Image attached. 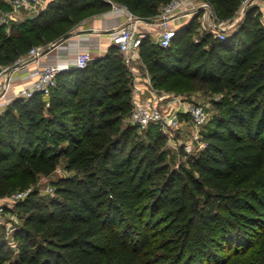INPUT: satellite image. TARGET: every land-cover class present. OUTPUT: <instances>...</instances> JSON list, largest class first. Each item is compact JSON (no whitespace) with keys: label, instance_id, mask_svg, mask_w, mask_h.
Returning a JSON list of instances; mask_svg holds the SVG:
<instances>
[{"label":"trees","instance_id":"16d2710c","mask_svg":"<svg viewBox=\"0 0 264 264\" xmlns=\"http://www.w3.org/2000/svg\"><path fill=\"white\" fill-rule=\"evenodd\" d=\"M110 1L152 19L171 0ZM242 1L210 0L221 20L231 19ZM110 8L106 0H53L8 34L0 26V66ZM0 9L8 10V2L0 0ZM259 16L250 7L235 30L199 37L194 16L168 47L142 38L139 57L154 89L182 94L200 85L223 96L217 108L226 104L202 128L204 147L187 166L164 162L166 138L157 125L139 131L122 124L132 107V78L117 46L84 68L60 71L47 100L39 93L12 100L0 114V199L30 192L16 204L25 218L14 233L17 260L9 264H264ZM62 158L76 176L57 181L68 204L59 209L51 200L49 212L31 188ZM4 247L0 240V252Z\"/></svg>","mask_w":264,"mask_h":264},{"label":"built area","instance_id":"2783aa9c","mask_svg":"<svg viewBox=\"0 0 264 264\" xmlns=\"http://www.w3.org/2000/svg\"><path fill=\"white\" fill-rule=\"evenodd\" d=\"M9 4L8 10L0 9V21L6 19H16L21 11L36 10L42 0H5ZM111 3L110 0H106ZM194 0H171L168 4L160 8L159 14L156 16V23L159 26L157 33V43L161 47H168L171 39L175 36L176 25H180L187 18H191L198 12H202L208 8L204 2L195 4ZM246 0L242 1V4ZM138 18L129 15L126 24L119 26L112 30V42L119 49L120 53L124 56L126 62L133 63L139 59V48L142 38L146 34L140 32L137 28L136 21ZM139 21V20H138ZM155 22V20H154ZM174 23V24H173ZM223 32L215 33L222 36ZM44 51L38 46H34L24 55V60L21 65L32 62L40 65V61L44 56ZM93 58V55L88 50L78 51L76 54L75 68H84L88 62ZM15 69V68H14ZM11 72L8 66H0V98L5 96V93L10 87ZM60 69L57 65L48 64L42 66L39 70V76L31 85L17 94L13 95L12 100L16 98H28L35 93H39L47 100L50 91L56 85L57 74ZM134 94L132 95V109L129 114L128 124L136 126L139 131L146 130L151 124L160 126L177 125L180 116H186L192 127V136L194 139H200V132L207 122V111L203 105L184 101L181 97L172 92L154 91L151 100H142L138 97L135 79H133ZM148 84L150 79L147 78ZM11 100V101H12ZM47 104V103H46ZM8 105V104H7ZM168 108H171L168 113ZM30 189L18 191L11 194L13 200H24ZM4 208L0 206V225L2 224V216Z\"/></svg>","mask_w":264,"mask_h":264},{"label":"rangeland","instance_id":"374dc122","mask_svg":"<svg viewBox=\"0 0 264 264\" xmlns=\"http://www.w3.org/2000/svg\"><path fill=\"white\" fill-rule=\"evenodd\" d=\"M202 2L206 3L208 5V8L192 16H198V28L194 32L195 37H199L200 35H202V33H205L207 31L219 33L220 31L231 32L235 30L242 22L246 10L253 6H255L257 11L260 13L259 23L260 26L264 28V0H246L245 3H241L237 12L231 19L228 20H221L216 16L213 4L210 2V0H194L192 3L199 4ZM49 3L50 2H48V0H42L36 10H23L19 13L20 15L16 19L7 18L5 22L0 21V26H4V32L8 34L11 31L12 24L24 22L29 18L35 17L38 13L45 10ZM152 19L155 20V22L157 21L156 17ZM49 46L51 45H40L38 47L44 51ZM23 60L24 56H21L15 59L11 64H9L8 67L10 69L17 68L22 64ZM144 73L145 71L143 70V68H140L139 74L142 75ZM134 74L130 73L131 78H133ZM150 86H152L151 82L149 83L148 87ZM177 95H179L184 101L200 104L205 107L208 116L204 128L210 126L212 120H214L226 108L225 103L222 104V107L220 109L216 107V103L223 100L222 95L211 94L210 92L201 89L200 85H198V87L196 89H193L192 91ZM170 109L171 108H168V111L166 113H168ZM128 118L129 115L122 120V124H128ZM157 127L161 130L162 134H164L166 138L161 150L163 151L164 162H166L171 168H177L179 164H184L185 166H187L186 160L188 159V157L195 155L198 150L204 147L201 138L199 140L193 138L192 127L189 123L188 118L186 117L179 118V123L177 125H169L164 127L157 125ZM139 136L143 137L142 132ZM75 176L76 171L74 169L67 170L66 160L62 158L57 165L56 170L52 174L48 176L38 175L36 183L31 189L37 191L38 198L40 202L46 205L47 211L50 212L55 208L49 205L51 200H55V206L61 209L64 207V204H68V200H65L56 192V183L60 178H74ZM17 202L19 201L13 200L11 197H4L0 199V206L4 208V215L1 219L2 224L0 225V240H3L5 245V247L2 248L0 252V264H9L10 262L17 260L18 243L17 240H14V233L22 227L23 220L25 218L24 211L16 207ZM59 204H61V206ZM37 241L42 243V240L39 239V237H37Z\"/></svg>","mask_w":264,"mask_h":264},{"label":"crops","instance_id":"0c3cea01","mask_svg":"<svg viewBox=\"0 0 264 264\" xmlns=\"http://www.w3.org/2000/svg\"><path fill=\"white\" fill-rule=\"evenodd\" d=\"M51 1L53 0H48V2ZM130 14L124 6L114 3V6L111 5L108 11L94 13L84 18L67 34H70L69 37H64L58 42L51 43V46L44 50L45 53L40 61V65L29 62L13 69V72H11L10 87L5 93V96L0 98V114L12 102L11 100L14 94L27 89L38 78L39 70L42 66L54 64L58 66L60 71L64 72L74 68L78 51L88 50L92 53L93 58L105 55L111 46H115L110 33L115 28L126 24ZM189 20V18L185 19L182 24L176 25V27L183 26ZM136 25L140 32L148 35L152 42L157 43L159 26L156 22L149 24L137 20ZM120 55L123 62L128 66L129 71L133 74L135 73L131 79L132 95L134 94L133 79H135V84L138 87V97L142 100H151L153 98V92L156 89L153 86L148 87L147 78L150 79V76L142 64L140 57L135 62L129 63L126 62L121 53ZM140 68H143L145 71L142 75L139 74Z\"/></svg>","mask_w":264,"mask_h":264},{"label":"water","instance_id":"95a60500","mask_svg":"<svg viewBox=\"0 0 264 264\" xmlns=\"http://www.w3.org/2000/svg\"><path fill=\"white\" fill-rule=\"evenodd\" d=\"M138 20L141 21V22L149 23V24L154 23V20L153 19H150V18H138ZM69 36H70V34L67 35V36H65V38H67Z\"/></svg>","mask_w":264,"mask_h":264}]
</instances>
